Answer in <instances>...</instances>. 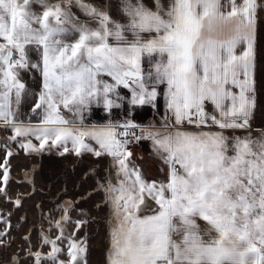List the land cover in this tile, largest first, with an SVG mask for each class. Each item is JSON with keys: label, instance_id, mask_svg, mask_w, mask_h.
Returning <instances> with one entry per match:
<instances>
[{"label": "snow or ice", "instance_id": "obj_1", "mask_svg": "<svg viewBox=\"0 0 264 264\" xmlns=\"http://www.w3.org/2000/svg\"><path fill=\"white\" fill-rule=\"evenodd\" d=\"M260 13L264 0H122L120 19L89 0H0V127L27 153L111 158L108 264H264V134L235 135L255 108ZM29 97L35 125L20 119ZM161 99L158 126L114 118ZM97 109L103 123L86 124ZM144 140L166 179L131 160L128 145ZM13 155L5 146L0 163L9 202ZM71 208L41 232L47 252L28 250L33 264H86L87 221Z\"/></svg>", "mask_w": 264, "mask_h": 264}, {"label": "crops", "instance_id": "obj_2", "mask_svg": "<svg viewBox=\"0 0 264 264\" xmlns=\"http://www.w3.org/2000/svg\"><path fill=\"white\" fill-rule=\"evenodd\" d=\"M89 1L95 2V7L106 10L115 19H120L122 16V0ZM74 12L78 16L82 13L75 9ZM81 15L84 16V14ZM260 16L264 19V13H260ZM255 80V108L249 120L250 127L254 125L258 106V81L264 80V24L258 28ZM28 86L31 85L28 84ZM31 89L36 92V89ZM31 105V100L28 98L21 106V112L25 118L26 112L31 110ZM23 121L31 122L29 119ZM91 123L100 122L91 120L89 125ZM9 132L11 131L8 130ZM10 135L13 133L11 132ZM12 152L14 155L8 158L7 193L12 196L11 202L8 199V204L14 205L13 195L15 193L24 195L30 213L35 216L34 222H39L47 218L59 219L63 207L66 206L62 201L64 198H69L72 205L70 215L73 222L77 219L87 221L82 234L77 235L86 242L87 252L84 257L86 264H108L111 229L109 222L112 217L110 206L106 203L104 189L100 185L104 184L109 177L115 180L111 158L107 156L97 158L92 154L79 157L75 154L61 156L55 148L51 152L43 153H27L24 150ZM142 159L144 158L140 159L137 155L134 162L140 163ZM144 168L147 175L156 174L148 168V165ZM20 179L23 185L19 186ZM150 213L151 211L143 212L145 215ZM34 231L36 234H41L38 227Z\"/></svg>", "mask_w": 264, "mask_h": 264}, {"label": "rangeland", "instance_id": "obj_3", "mask_svg": "<svg viewBox=\"0 0 264 264\" xmlns=\"http://www.w3.org/2000/svg\"><path fill=\"white\" fill-rule=\"evenodd\" d=\"M90 4L96 6L95 2L89 1ZM76 11L81 12L79 8H73ZM83 14V13H81ZM79 15L81 19H85L84 16ZM25 81L27 84L31 85L30 88L39 89L38 88V77L33 78L32 76H25ZM163 88V86H162ZM258 106L257 111L255 113V121L252 127H249L247 130H237L235 135L245 136L249 135L252 138H258L261 134H264V80L258 81ZM32 104V97H29ZM32 107V105H31ZM31 109V108H30ZM26 118L24 117L23 112H21L20 119L23 121L25 119H29L33 125L37 124L40 117L35 116L31 110L30 112H26ZM164 113L163 110V100H160L159 111L155 109H151L149 107L140 108L134 110L130 116L126 115L123 110H117L115 119L119 122H123L126 119L133 120L136 124L141 125L142 127H146L149 124L157 125L161 122L162 115ZM66 118L71 119V114L66 113ZM104 113L100 110H96L92 116H90L89 120L86 121V124H89L91 120L103 123L102 117ZM190 130H195L191 129ZM213 131H217V129L213 128ZM139 132V129L138 131ZM11 132L8 133V130L0 127V163H2L5 159V146L10 148L11 151H22L15 142L9 140ZM227 134L229 136L233 135L232 130H228ZM133 144H129L128 148L131 151L132 149L137 155L142 159L140 163L135 162L136 165L140 167L145 177L148 180L155 179H166L167 177V167L163 164V162L153 153L151 148V142L144 140L140 142L133 141ZM33 143H38L35 139H33ZM131 159L132 161L136 160ZM148 165V168H151L155 175H147L145 171V166ZM23 182L19 181V186L23 185ZM16 185H18L16 183ZM6 186V191H7ZM8 194V193H7ZM13 199L15 201L17 199L20 200V206L9 205L8 199L3 196H0V219L7 220L8 224L0 222V231H4L7 234L3 237H0V264H33L32 258L27 255L28 250L31 249L33 252L35 251H43L47 252L48 247H41V234H36L34 229L39 228L40 232L48 233L49 231V223L48 221L52 218L41 219L39 222H34L35 216L30 213V209L27 204V199H25L24 195L20 193H15L13 195ZM11 195H8V198H11ZM64 200V199H63ZM63 202V201H62ZM26 203V204H25ZM64 203V202H63ZM65 204V203H64ZM66 205V204H65ZM148 212V211H143ZM84 227L77 232V235H81L85 229ZM38 232V231H37ZM27 237V239H25ZM61 259H66V256H61Z\"/></svg>", "mask_w": 264, "mask_h": 264}, {"label": "water", "instance_id": "obj_4", "mask_svg": "<svg viewBox=\"0 0 264 264\" xmlns=\"http://www.w3.org/2000/svg\"><path fill=\"white\" fill-rule=\"evenodd\" d=\"M131 152H132L131 159H134L136 157V153L134 150H132ZM136 159H137V157H136ZM63 202L67 205V204H70L71 200L69 198H64Z\"/></svg>", "mask_w": 264, "mask_h": 264}, {"label": "trees", "instance_id": "obj_5", "mask_svg": "<svg viewBox=\"0 0 264 264\" xmlns=\"http://www.w3.org/2000/svg\"><path fill=\"white\" fill-rule=\"evenodd\" d=\"M155 205H151L150 207L145 208L143 211H152V208H154Z\"/></svg>", "mask_w": 264, "mask_h": 264}, {"label": "built area", "instance_id": "obj_6", "mask_svg": "<svg viewBox=\"0 0 264 264\" xmlns=\"http://www.w3.org/2000/svg\"><path fill=\"white\" fill-rule=\"evenodd\" d=\"M137 125H139V124H137ZM141 126V125H140ZM142 127V126H141ZM137 131H138V129H137ZM131 144H133L134 145V142H132ZM133 150V149H132Z\"/></svg>", "mask_w": 264, "mask_h": 264}]
</instances>
